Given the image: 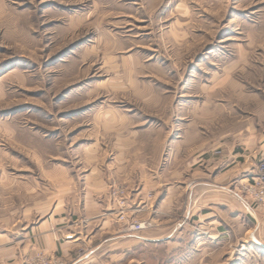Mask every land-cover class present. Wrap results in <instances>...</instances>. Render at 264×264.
<instances>
[{
	"label": "rangeland",
	"instance_id": "rangeland-1",
	"mask_svg": "<svg viewBox=\"0 0 264 264\" xmlns=\"http://www.w3.org/2000/svg\"><path fill=\"white\" fill-rule=\"evenodd\" d=\"M262 148L264 0H0V264L63 258L34 237L79 217L96 226L100 198H127L146 230L172 227L196 185L224 174L253 215L211 247L237 243L231 264H264L246 242L257 220L264 239L248 191ZM137 191L151 216L132 212ZM166 197L179 199L163 211Z\"/></svg>",
	"mask_w": 264,
	"mask_h": 264
},
{
	"label": "crops",
	"instance_id": "crops-1",
	"mask_svg": "<svg viewBox=\"0 0 264 264\" xmlns=\"http://www.w3.org/2000/svg\"><path fill=\"white\" fill-rule=\"evenodd\" d=\"M258 151L264 156V148ZM257 155V153L254 154V158ZM248 158L243 160V171L251 173L255 170L257 163L254 164V160L248 162ZM228 175L224 174L221 180L218 179L219 181H212L207 176V179L198 183L197 190L199 187L201 190H194L196 198H189L191 204L185 211L182 221L172 227L160 226L141 232L118 229L115 225V222L119 221L116 200L100 198L96 201L94 216L96 226H90L92 222L87 223L80 217L75 220L69 219L57 231H52L50 228L39 229L38 235L33 239L32 247L61 256L70 264H231L234 259L233 253L239 252L237 243L228 248L224 246L216 249L211 246L225 239V236L221 237V235L226 231L231 233L230 228L227 227H230L234 216L242 220L248 217L251 220L248 213L253 214L249 204L247 205L243 198H239L233 191L230 181H227ZM140 193V191L133 192V198L129 199L133 207L132 212L151 216L152 208L148 205L147 198H140ZM167 197L161 198L159 202L160 206L163 205V211L169 210L168 204L177 202L179 199ZM234 197L241 203L235 209L231 206V198ZM144 203L147 205L139 209ZM244 208L249 212L247 213ZM84 209L87 212L86 206ZM164 213L165 217L170 215L167 212ZM193 216L200 230L196 226L185 225ZM219 219L220 221H217ZM199 223L202 224L199 225ZM216 223L220 226L218 227ZM259 225L257 220L256 230ZM201 229H211L207 238L203 236ZM255 229L252 230L253 232L250 231L246 242L264 248V239L256 235ZM67 234H74V237L66 239L64 236ZM241 240L243 242V238ZM81 246H86L87 253L77 257ZM225 254H228V258L223 259Z\"/></svg>",
	"mask_w": 264,
	"mask_h": 264
},
{
	"label": "built area",
	"instance_id": "built-area-1",
	"mask_svg": "<svg viewBox=\"0 0 264 264\" xmlns=\"http://www.w3.org/2000/svg\"><path fill=\"white\" fill-rule=\"evenodd\" d=\"M253 180L254 182L248 188L250 198H253L258 204L264 205V161L258 165L257 174L253 176ZM117 201V215L119 216V220L125 224V230L141 232L153 225L149 220L136 218L127 213V198H118ZM64 237L71 239L74 237V234H67ZM35 264H70V262L59 257H48L45 253L39 252Z\"/></svg>",
	"mask_w": 264,
	"mask_h": 264
}]
</instances>
